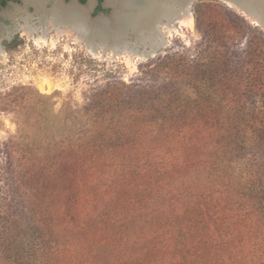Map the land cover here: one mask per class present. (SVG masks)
Here are the masks:
<instances>
[{
	"label": "trees",
	"instance_id": "obj_1",
	"mask_svg": "<svg viewBox=\"0 0 264 264\" xmlns=\"http://www.w3.org/2000/svg\"><path fill=\"white\" fill-rule=\"evenodd\" d=\"M212 2L198 0L193 6L201 35L193 49H170L147 59L130 82L114 75L88 91L82 105L57 110L54 96L32 85H14L0 94V110L12 112L16 123L2 149L12 183L7 196L16 198L0 212V264H71L86 238L109 234L110 219L122 204V181L142 165L169 180L180 172L192 177L195 168L208 174L213 193L227 189L201 203L195 194L191 198L197 201L181 204L179 213L199 210V217L212 218L213 208L234 210L228 221L246 216L240 209L253 204L262 205L257 213H264L259 166H247V160L239 174L230 165L237 154L264 144V106L261 121L246 126L247 132L226 119L249 95L264 98V63L255 62L251 51L231 50L229 42L242 35L239 28L250 25L233 12L238 29L224 27L209 9ZM13 203L23 208L22 217H34L39 231L26 252ZM159 206L166 212V202ZM162 220L157 231L149 227L148 244L138 247L141 264L174 263L184 236H192L193 222L175 229L173 220L174 233L160 237ZM184 229L182 238L176 237ZM182 262L183 257L174 264Z\"/></svg>",
	"mask_w": 264,
	"mask_h": 264
},
{
	"label": "rangeland",
	"instance_id": "obj_2",
	"mask_svg": "<svg viewBox=\"0 0 264 264\" xmlns=\"http://www.w3.org/2000/svg\"><path fill=\"white\" fill-rule=\"evenodd\" d=\"M211 1L213 2L209 9L217 20L223 22L224 27L238 29L233 12L244 16L250 25V28H239L242 35L229 42L231 50H241L244 53L251 51L255 62L261 61L262 58L264 63L262 24L239 6L222 0ZM15 3L18 4L14 5L10 0L1 8L0 33L8 27L14 28L10 11H14L18 6L26 7L25 0ZM27 8L30 13L36 11L33 5H27ZM108 9L107 13L111 10ZM192 12V22L178 19L175 26L170 28L168 41L162 49L160 48L158 54L166 53L170 49L176 51L194 48L201 35L196 28L194 7ZM58 35L54 28L49 32L47 39L38 34L27 35L18 29L3 37L0 43V94H5L14 85H32L42 93L54 96L57 110L68 104L82 105L85 102V94L97 84L105 83L114 75L130 82L131 78L139 73V64L148 59L146 56L139 57L128 52L114 53L112 49L104 51L103 45L98 49L94 48L81 40L75 30L69 28ZM248 97L242 107H233L226 116L227 122L236 124L245 131L246 126L261 121L262 114L259 109L264 106V98L260 94L253 93ZM15 132L14 114L0 110V212L7 208L10 199L13 202L16 198L13 193L7 196L12 183L7 172V154L2 152L4 142ZM247 160V166L257 164L264 176V144L247 148L245 154H237L232 158L230 165L241 174ZM193 164L197 168L200 167L199 160H194ZM191 175L192 177L188 172H180L174 179L169 180L170 177L163 178L155 169L150 171L143 165L132 167L122 181L124 195L121 207L110 219L111 233L109 230L107 236L97 235L91 240L86 238L71 264H141L138 260V247L148 244L152 234L149 227L157 231L158 219H163L158 229L160 237L174 233L171 225L173 220L175 229H178L179 223L193 222L192 232L188 234L192 236H184L182 245L179 246L182 255L176 256V260L171 262H178L183 257V264H264V213H257L262 205L253 204L240 209L241 212H247L246 216L231 217V221H227V217L228 214H234V210L222 208L211 209L212 213L217 212L212 218L199 217V210H191L187 214L179 213V206L197 201L195 197L198 194L201 196V203L204 196L217 199L221 192H227L226 188H218L221 192L213 193L212 186L205 179L208 175L205 171H196L194 168ZM213 189L216 191L217 188ZM194 195L195 197L191 198ZM164 202L167 204L166 212L159 206ZM13 206L17 207L14 210L19 223V234H22L23 238L22 249L26 252L33 246L39 231L32 225L34 217H22V214H25L23 208H19L15 203ZM157 207L161 208V211L158 212ZM223 215V220L218 219ZM177 231L176 237L182 238L186 229ZM143 235L145 238L147 236L146 240ZM35 253L38 255L41 252ZM145 264L151 263L147 261Z\"/></svg>",
	"mask_w": 264,
	"mask_h": 264
},
{
	"label": "bare ground",
	"instance_id": "obj_3",
	"mask_svg": "<svg viewBox=\"0 0 264 264\" xmlns=\"http://www.w3.org/2000/svg\"><path fill=\"white\" fill-rule=\"evenodd\" d=\"M47 1L26 0V3L35 6L37 22H35V15L30 13L26 7H16L14 11H10L15 22H20L19 17L23 22L19 25L15 24L14 28L8 27L0 33V43L6 34H12L18 29L23 30L27 35L38 34L47 39L53 28L59 35L69 28L75 30L81 40L94 48H98L99 45L104 47L111 45L114 48L113 51L128 52L130 55L143 57L156 53L167 43V36L171 33L170 28L175 26L178 19L191 22L193 19L192 8L186 0H106V4H117L121 10L116 13L113 21H110L108 17H102V22V18L99 17L96 23L89 18V12L94 5L93 0L85 6H80L75 1L64 3L61 0H55L51 8H47ZM223 1L244 10L242 0ZM250 5L253 8L256 6L255 3H250ZM246 13L263 25L260 13ZM99 27H105L107 31L96 29ZM113 28L117 31H109ZM128 29L135 33L137 42L126 37L129 33ZM1 50L2 45H0Z\"/></svg>",
	"mask_w": 264,
	"mask_h": 264
},
{
	"label": "water",
	"instance_id": "obj_4",
	"mask_svg": "<svg viewBox=\"0 0 264 264\" xmlns=\"http://www.w3.org/2000/svg\"><path fill=\"white\" fill-rule=\"evenodd\" d=\"M70 1H72V0H69V2ZM75 1L78 2V0H75ZM89 1L90 0H87V3ZM93 1H94V5H93V8L91 9V11L89 13V18L92 19L94 23H96L98 21L99 17L100 18L108 17V18H110V21H113L112 19H114V17L116 16V13L119 12V10H121L119 5H117V4L116 5L106 4V0H104V3L102 5V7L103 8H110L111 9L110 12L107 13L106 11L102 10V11H99L97 13H93L95 8L97 7L98 0H93ZM196 1H198V0H186V2L190 4L191 8H193V5L195 4ZM246 1L243 2V0H242V3H241L244 6L245 12L252 13V14H254L256 12L260 13L261 18H262V23H263L262 27L264 28V0H248L247 1V2H249L248 4L246 3ZM250 3H253V4L255 3L256 6H254V8H253L250 5ZM101 21L103 22V18H102ZM109 24H110V22H109ZM96 29H101V30L107 31V30H105V27H99V28H96ZM93 31H96V30H93ZM104 31H100V32H104ZM109 31L113 32V31H117V29L113 28L112 30H109ZM127 32H129V33H128V36H126V37L128 39H131L132 41L136 40V42H137V36L135 35V33L132 32L131 29H128ZM101 44H103V43H101ZM99 47H100V45L98 46V48ZM108 49H114V48L111 45H108L107 47H104V51H107ZM161 49L156 51V53L150 54V55H148L146 57L149 59L151 57L156 56ZM114 53H120V51H115Z\"/></svg>",
	"mask_w": 264,
	"mask_h": 264
},
{
	"label": "flooded vegetation",
	"instance_id": "obj_5",
	"mask_svg": "<svg viewBox=\"0 0 264 264\" xmlns=\"http://www.w3.org/2000/svg\"><path fill=\"white\" fill-rule=\"evenodd\" d=\"M10 0H0V10H1V8L3 7V6H5V5H7V3L9 2ZM12 2H13V4L15 5V4H18V3H15V2H18V1H20V0H11ZM50 1V2H49ZM55 1V0H54ZM53 0H48L47 2H46V6L48 5L49 7H47V8H51L53 5H54V2ZM62 2H64V3H68L69 2V0H61ZM79 2V3H78ZM78 4H81V5H83V4H86L87 3V0H78ZM25 3H26V0H25ZM103 3H104V0H98V4H97V7L95 8V10H94V12L93 13H97V12H99V11H102V10H104V11H109V9L108 8H103L102 7V5H103ZM27 5H31V4H28V3H26V8H27ZM33 5V4H32ZM31 5V6H32ZM34 6V5H33ZM19 7V6H18ZM99 7H101L100 9H99ZM34 8H35V6H34ZM28 9V8H27ZM35 10H36V8H35ZM28 11H29V9H28ZM34 15H35V22H37V15H36V11L33 13ZM13 18V17H12ZM19 20H20V22H15V19L13 18V24L15 25V24H17L18 23V25L20 24V23H22L23 22V20L19 17ZM14 25H13V27H14Z\"/></svg>",
	"mask_w": 264,
	"mask_h": 264
}]
</instances>
